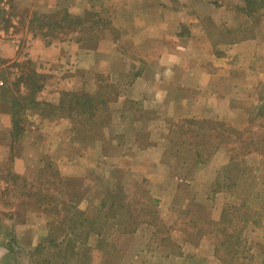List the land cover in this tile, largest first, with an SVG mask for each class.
Listing matches in <instances>:
<instances>
[{"label":"rangeland","instance_id":"obj_1","mask_svg":"<svg viewBox=\"0 0 264 264\" xmlns=\"http://www.w3.org/2000/svg\"><path fill=\"white\" fill-rule=\"evenodd\" d=\"M250 2L0 0V264H264Z\"/></svg>","mask_w":264,"mask_h":264},{"label":"crops","instance_id":"obj_2","mask_svg":"<svg viewBox=\"0 0 264 264\" xmlns=\"http://www.w3.org/2000/svg\"><path fill=\"white\" fill-rule=\"evenodd\" d=\"M221 1V0H220ZM168 22H167V18H165V19H162V22H161V24H164V28L166 27V26H168V24H167ZM165 35H167L166 34V32H164L162 35H160V36H165ZM186 39H188V38H183V37H178V42H181V43H188L187 41H186ZM0 43H1V41H0ZM181 43H179V44H181ZM4 45V44H3ZM172 49V48H171ZM173 51H174V53H176V54H178L179 53V50H178V48H175V49H172ZM11 57V56H10ZM173 62V61H172ZM172 66V65H171ZM173 67V69H174V66H172ZM175 70H178V71H181L182 73H184V72H188V69H186L188 66L186 65V64H184V63H181V62H177L176 64H175Z\"/></svg>","mask_w":264,"mask_h":264},{"label":"trees","instance_id":"obj_3","mask_svg":"<svg viewBox=\"0 0 264 264\" xmlns=\"http://www.w3.org/2000/svg\"><path fill=\"white\" fill-rule=\"evenodd\" d=\"M246 2H248V3H247V5H248L247 8H248L249 10H251V8H253L254 5L251 4L250 0H246ZM36 19H37V18H35V20H36ZM46 25L49 26V25H51V23L46 22ZM52 25H55V24L52 23ZM38 88H39V87H36L35 89L32 90V92H34V91L37 90ZM80 95H81V97H80L79 100H77L75 103H77V104H86V103L89 101V99L86 98V93H82V94H80Z\"/></svg>","mask_w":264,"mask_h":264}]
</instances>
